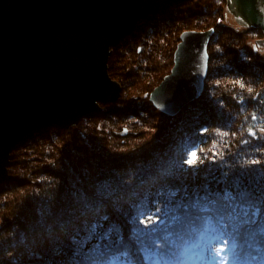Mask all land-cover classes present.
<instances>
[{"label": "trees", "instance_id": "obj_1", "mask_svg": "<svg viewBox=\"0 0 264 264\" xmlns=\"http://www.w3.org/2000/svg\"><path fill=\"white\" fill-rule=\"evenodd\" d=\"M225 5L191 0L140 21L108 60L122 86L119 100L15 146L12 178L0 185V252L35 250L28 264H190L201 242L215 241L224 249L213 253L215 264H264V57L247 44L259 30L223 24ZM212 27L202 95L174 117L160 113L149 95L170 72L181 33ZM192 151L195 166L177 164ZM176 164L170 187L123 217L94 223L88 214L69 219L42 210L62 207L68 190L81 196L84 177L100 169L132 178L131 188L101 190L119 198ZM61 232L70 241L37 247L43 234Z\"/></svg>", "mask_w": 264, "mask_h": 264}, {"label": "water", "instance_id": "obj_2", "mask_svg": "<svg viewBox=\"0 0 264 264\" xmlns=\"http://www.w3.org/2000/svg\"><path fill=\"white\" fill-rule=\"evenodd\" d=\"M190 0H0V184L15 146L42 128L69 129L115 102L108 60L139 21ZM237 24L264 33V0H226ZM214 28L184 31L173 66L149 95L170 117L200 98ZM264 47V39L258 40ZM125 134V131L122 135Z\"/></svg>", "mask_w": 264, "mask_h": 264}, {"label": "clouds", "instance_id": "obj_3", "mask_svg": "<svg viewBox=\"0 0 264 264\" xmlns=\"http://www.w3.org/2000/svg\"><path fill=\"white\" fill-rule=\"evenodd\" d=\"M251 132H249L250 134ZM226 136L227 133H221ZM215 147V144L213 145ZM219 159H224V153L219 154ZM186 160L180 161L177 164H185ZM259 163V161H256ZM177 164L175 169L172 166L159 171L158 174L152 179L150 183H144L131 192H125L119 198H112L108 195H104L103 192H107L110 186H118L122 189L131 188L132 178L130 176L116 174H104V169H100L96 176L91 174L84 177V183L81 185L82 195L79 197H73L72 191L68 190L61 195L63 201L62 207H53L49 205L47 208L42 209L48 211L53 215H67L69 219L72 218L74 213H80L81 215L88 214L89 218L94 223H98L105 218V215L123 217L125 212H131L133 206L142 199H151L156 192L170 187L171 183L177 179ZM190 167V166H189ZM103 190V192L101 191ZM99 218V219H98ZM70 235L68 232H61L57 234H43L39 240L37 247L42 249H52L57 244L64 241H70ZM162 247V245H157ZM35 254V250L29 252L24 250L21 253H17L15 250H4L0 252V264H28V261ZM90 254L85 253L84 258H89Z\"/></svg>", "mask_w": 264, "mask_h": 264}, {"label": "rangeland", "instance_id": "obj_4", "mask_svg": "<svg viewBox=\"0 0 264 264\" xmlns=\"http://www.w3.org/2000/svg\"><path fill=\"white\" fill-rule=\"evenodd\" d=\"M191 1V0H190ZM226 1V0H225ZM189 2V1H188ZM185 3V2H184ZM182 4V3H181ZM226 6V5H225ZM176 7V6H175ZM172 8V7H171ZM224 20H223V24L232 27L233 29H235L236 31L243 33L246 30H248V28L242 27L239 24H237L232 15H230L224 8ZM145 20V19H144ZM142 21V20H141ZM140 22V21H139ZM138 22V23H139ZM213 28V27H212ZM249 29H256V28H249ZM259 30L258 35L255 34L252 39H248L247 40V44H249L250 48L253 50V52H256L257 54L261 55L264 57V47H260L257 45V41L258 40H263V38H260V33L262 32L260 29H256ZM261 31V32H260ZM263 33V32H262ZM264 35V33H263ZM121 43V42H120ZM119 43V45H120ZM118 47V46H117ZM115 49V48H114ZM175 51V50H174ZM174 54V53H173ZM209 59V58H208ZM173 66V65H172ZM172 68V67H171ZM171 70V69H170ZM109 73V71H108ZM169 74V73H168ZM110 75V74H109ZM111 77V76H110ZM112 78V77H111ZM164 78V77H163ZM113 79V78H112ZM114 81L118 82L117 80L113 79ZM163 80V79H162ZM119 83V82H118ZM159 85V84H158ZM153 105V104H152ZM102 108V107H101ZM155 108V107H154ZM156 109V108H155ZM157 110V109H156ZM158 111V110H157ZM160 112V111H159ZM161 113V112H160ZM164 114V113H162ZM165 115V114H164ZM168 116V115H166ZM170 117V116H169ZM56 127V126H55ZM125 131V134H123V132ZM128 130L126 128H124L122 130L121 136H125L127 135ZM1 185V184H0ZM217 249V244L215 241L212 242H201L200 247H199V251H198V257L195 258L190 262V264H215L214 262H212L213 259V253L216 252ZM195 255V254H194Z\"/></svg>", "mask_w": 264, "mask_h": 264}, {"label": "snow or ice", "instance_id": "obj_5", "mask_svg": "<svg viewBox=\"0 0 264 264\" xmlns=\"http://www.w3.org/2000/svg\"><path fill=\"white\" fill-rule=\"evenodd\" d=\"M249 135H252V133H250ZM197 152H189L188 153V158L186 159V161H185V165H187V166H190V167H193V166H195L196 164H197ZM147 219L148 220H152L153 219V217H151V216H147ZM145 220L144 219H141L140 221H139V223L141 224V225H144L145 224ZM224 251V249L223 248H219V249H217V255H219L220 253H222Z\"/></svg>", "mask_w": 264, "mask_h": 264}, {"label": "bare ground", "instance_id": "obj_6", "mask_svg": "<svg viewBox=\"0 0 264 264\" xmlns=\"http://www.w3.org/2000/svg\"><path fill=\"white\" fill-rule=\"evenodd\" d=\"M158 13H159V12H158ZM233 19H234V18H233ZM234 21H235V20H234ZM235 22H236V21H235ZM136 26H137V25H136ZM135 28H136V27H135ZM135 28H134V29H135ZM134 29H133V31H134ZM248 29H249V28H248ZM133 31H132V32H133ZM132 32H131V33H132ZM131 33H130V34H131ZM127 35H129V34H127ZM127 35H125L124 38H125ZM124 38H123V39H124ZM123 39H122V40H123ZM122 40H121V41H122ZM121 41H120V42H121ZM179 41H180V37H179ZM178 43H179V42H178ZM119 85H120V94H119L118 99H117L115 102H109V103H103V104H102V103H99V106H100V107H101L102 105H106V104H114V103H116V102L119 100V98H120V96H121V92H122V86H121L120 83H119ZM101 110H102V108H101ZM99 112H100V111H99ZM96 113H98V112H96ZM92 114H94V113H92ZM90 115H91V114H90ZM90 115H87V116H90ZM85 117H86V116H85ZM81 119H82V118H81ZM42 129H44V128H42ZM39 130H40V129H39ZM65 130H66V129H65ZM36 131H37V130H36ZM32 133H33V132H32ZM121 133H122V132H121Z\"/></svg>", "mask_w": 264, "mask_h": 264}, {"label": "flooded vegetation", "instance_id": "obj_7", "mask_svg": "<svg viewBox=\"0 0 264 264\" xmlns=\"http://www.w3.org/2000/svg\"><path fill=\"white\" fill-rule=\"evenodd\" d=\"M261 32V31H260ZM264 37V35H263V33L261 32V36H260V38H258V39H261V38H263Z\"/></svg>", "mask_w": 264, "mask_h": 264}]
</instances>
